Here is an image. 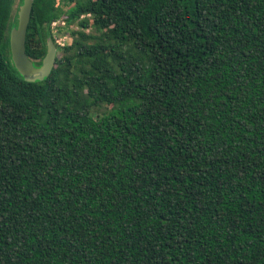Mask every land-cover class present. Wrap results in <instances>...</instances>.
Instances as JSON below:
<instances>
[{"label": "trees", "instance_id": "1", "mask_svg": "<svg viewBox=\"0 0 264 264\" xmlns=\"http://www.w3.org/2000/svg\"><path fill=\"white\" fill-rule=\"evenodd\" d=\"M23 1L0 0V264H264V0H34L36 82Z\"/></svg>", "mask_w": 264, "mask_h": 264}, {"label": "water", "instance_id": "2", "mask_svg": "<svg viewBox=\"0 0 264 264\" xmlns=\"http://www.w3.org/2000/svg\"><path fill=\"white\" fill-rule=\"evenodd\" d=\"M34 8V0H24L18 11V25L10 34L11 58L15 68L27 82L43 81L56 66L58 49L52 39L48 41L47 53L41 66H36L26 51L28 27Z\"/></svg>", "mask_w": 264, "mask_h": 264}, {"label": "built area", "instance_id": "3", "mask_svg": "<svg viewBox=\"0 0 264 264\" xmlns=\"http://www.w3.org/2000/svg\"><path fill=\"white\" fill-rule=\"evenodd\" d=\"M62 23H64V22H62ZM59 25V22H54L53 24H52V27H53V29L55 30V34H56V43L57 44H59V45H64L65 43L64 42H62L63 40H64V38H62V37H57V34H58V30L56 29V27Z\"/></svg>", "mask_w": 264, "mask_h": 264}, {"label": "rangeland", "instance_id": "4", "mask_svg": "<svg viewBox=\"0 0 264 264\" xmlns=\"http://www.w3.org/2000/svg\"><path fill=\"white\" fill-rule=\"evenodd\" d=\"M59 26V25H58ZM57 26V27H58ZM57 27H56V29H57ZM73 29H75L76 27L75 26H73L72 27ZM54 33H55V30H54ZM56 35V34H55ZM58 37V36H57ZM62 38L64 37V40L62 41V42H64V43H67V42H69V41H71V40H69V38H66L65 36H61Z\"/></svg>", "mask_w": 264, "mask_h": 264}]
</instances>
